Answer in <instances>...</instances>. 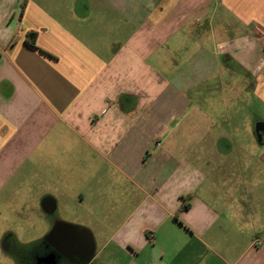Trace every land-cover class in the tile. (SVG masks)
<instances>
[{
  "label": "crops",
  "instance_id": "0c3cea01",
  "mask_svg": "<svg viewBox=\"0 0 264 264\" xmlns=\"http://www.w3.org/2000/svg\"><path fill=\"white\" fill-rule=\"evenodd\" d=\"M263 34L264 0H0V214L71 211L44 236L87 264H264Z\"/></svg>",
  "mask_w": 264,
  "mask_h": 264
},
{
  "label": "rangeland",
  "instance_id": "374dc122",
  "mask_svg": "<svg viewBox=\"0 0 264 264\" xmlns=\"http://www.w3.org/2000/svg\"><path fill=\"white\" fill-rule=\"evenodd\" d=\"M109 168L107 166L105 172H108L109 177H111L113 171ZM107 187H110V183L106 184ZM45 205L48 208L53 207L50 206L51 203L48 204V201H45ZM44 209L39 210L37 214L34 212V218H28L26 212L18 211L19 214L18 212L10 210V208L1 211L0 264H33L29 259L26 262L25 255L30 256V258L32 257L34 247L45 238L44 235L51 229V223L58 219L61 221L67 220L68 223L73 224V219L76 218L71 215V211L69 210L67 212H64L65 210L54 212L48 215ZM76 213L79 214L80 211H76ZM30 221L34 222L31 223ZM94 252L95 250H93Z\"/></svg>",
  "mask_w": 264,
  "mask_h": 264
},
{
  "label": "flooded vegetation",
  "instance_id": "af4514ba",
  "mask_svg": "<svg viewBox=\"0 0 264 264\" xmlns=\"http://www.w3.org/2000/svg\"><path fill=\"white\" fill-rule=\"evenodd\" d=\"M82 233L60 227L54 236H45L36 244L32 257H26L33 264H84L88 252Z\"/></svg>",
  "mask_w": 264,
  "mask_h": 264
},
{
  "label": "water",
  "instance_id": "95a60500",
  "mask_svg": "<svg viewBox=\"0 0 264 264\" xmlns=\"http://www.w3.org/2000/svg\"><path fill=\"white\" fill-rule=\"evenodd\" d=\"M58 229L59 228H56L53 231V236H54L55 232H57ZM69 229H71L72 231L77 232V233H82L84 235L85 240H86V246L85 247H87V252H88V256H87V259L85 260L84 264L89 263L92 259L93 250H94V241H93L92 234L89 232V230H86V229H79V228H69Z\"/></svg>",
  "mask_w": 264,
  "mask_h": 264
},
{
  "label": "trees",
  "instance_id": "16d2710c",
  "mask_svg": "<svg viewBox=\"0 0 264 264\" xmlns=\"http://www.w3.org/2000/svg\"><path fill=\"white\" fill-rule=\"evenodd\" d=\"M35 36H36V34H31V38L29 39V43H31L32 45H34L35 44Z\"/></svg>",
  "mask_w": 264,
  "mask_h": 264
},
{
  "label": "built area",
  "instance_id": "2783aa9c",
  "mask_svg": "<svg viewBox=\"0 0 264 264\" xmlns=\"http://www.w3.org/2000/svg\"><path fill=\"white\" fill-rule=\"evenodd\" d=\"M255 244H257V245H263V243L261 241H257V243H255Z\"/></svg>",
  "mask_w": 264,
  "mask_h": 264
}]
</instances>
